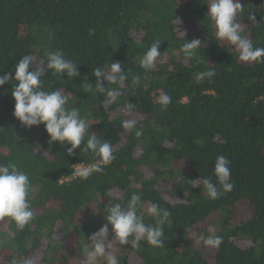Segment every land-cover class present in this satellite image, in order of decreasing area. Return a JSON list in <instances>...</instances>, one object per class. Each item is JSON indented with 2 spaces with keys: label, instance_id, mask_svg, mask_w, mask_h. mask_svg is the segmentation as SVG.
Here are the masks:
<instances>
[{
  "label": "trees",
  "instance_id": "trees-1",
  "mask_svg": "<svg viewBox=\"0 0 264 264\" xmlns=\"http://www.w3.org/2000/svg\"><path fill=\"white\" fill-rule=\"evenodd\" d=\"M207 3L0 0V75L24 55L46 63L47 53L62 49L79 74L69 80L49 70L42 78L44 88H64L72 95L69 106L78 107L90 124L81 149L96 135L108 140L115 156L102 173L87 180L75 176L78 166H90L97 158L79 148L68 155L69 145L48 143L42 124L22 126L12 115L10 92L16 82L0 86V163H16L29 175L34 211L23 230L9 218L0 220V264H87L84 245L106 223L102 209L113 203L126 206L133 192L145 202L146 224L155 223L146 212L149 201L171 216L164 225L163 248L146 241L138 248L117 245L119 264H264V63L241 62L233 46L216 39L205 17ZM241 3V34L264 47V0ZM176 19L186 40H201L197 53L202 62L179 51L185 41ZM155 40L161 41V57L145 72L140 60ZM114 62H120L128 79L119 85L122 95L109 103L95 91L91 73ZM208 69L217 75L196 83V73ZM133 76L140 77L139 86L132 85ZM84 80L93 85L91 91L81 85ZM162 93L172 98L163 110L157 103ZM127 103L135 106L130 112ZM125 120L135 121L131 131L122 127ZM218 155L230 160L234 187L230 192L219 188L213 200L190 181L210 176L217 183L213 166ZM241 202L252 211L236 221ZM205 223L223 238L219 248L202 243L200 237L211 234L202 228ZM94 264L107 262L98 257Z\"/></svg>",
  "mask_w": 264,
  "mask_h": 264
},
{
  "label": "clouds",
  "instance_id": "clouds-1",
  "mask_svg": "<svg viewBox=\"0 0 264 264\" xmlns=\"http://www.w3.org/2000/svg\"><path fill=\"white\" fill-rule=\"evenodd\" d=\"M243 10L241 0H208L205 17L214 26L216 39L227 41L233 46L241 62L264 63V47H255L251 40L241 34L243 29L240 17ZM247 18L251 22L256 21L253 14H249ZM175 23L185 41L179 51L185 58L195 59L197 63L202 62L197 53V50L202 48L201 40L198 38L186 40V33L179 27V20L176 19ZM92 34L94 33L90 30V35ZM160 43V40L153 41L141 58L140 66L145 72L154 69L158 58L161 57ZM49 70L52 71V75L60 78L66 75L69 80L79 74L77 63L66 58L63 50L59 49L47 53L46 63L44 60H37L32 54L24 55L9 72L0 75V86L7 85L9 81L16 82L10 92L14 100L12 115L22 126L29 128L42 124L49 137L48 143L69 145L66 148L68 155L79 148L83 152H91L97 158L90 166L79 167L75 172V176L87 180L94 173H102L103 166L115 159L112 145L108 140H101L96 135H91L81 149L90 124L81 116L78 107L69 106V97L72 95L65 92L64 88L45 90L42 78ZM91 75L95 78V91L103 94L109 103L122 95L119 85L128 79V73L122 70L120 62L95 67ZM216 75L214 69H208L196 73L194 79L196 83L211 81ZM131 82L133 86H139L140 77L133 76ZM106 84L117 85V87H107ZM81 85L86 91H91L93 87L87 80L86 82L84 80ZM171 100L172 98L166 93L157 97V103L162 110L168 107ZM125 107L130 112L135 106L127 103ZM134 126L133 120H125L122 123V127L129 131ZM135 135L141 136L142 131L137 130ZM213 175L217 183H213L210 176H198L190 181V185L192 188L202 185L207 196L213 200L219 198V188H222L224 192L232 191L234 185L231 182L230 160L226 156L218 155L215 158ZM30 192L31 182L26 172L20 170L16 163H0V220L9 218L20 230L29 225L34 220V211L29 199ZM144 203L141 194L133 192L126 206H122L121 203L104 206L102 211L106 223L91 234L84 245L87 264H94L98 257H104L107 264H119L118 259L107 251V248L113 246V242L116 245L131 244L136 248L140 246L141 241H146L148 245L155 248L165 246L164 225L169 222L171 213L149 201L146 212L155 223L146 224L145 214L141 211ZM109 232H111V240H108ZM210 233L206 237H200L202 243L211 248H219L223 238L215 235L211 230Z\"/></svg>",
  "mask_w": 264,
  "mask_h": 264
},
{
  "label": "rangeland",
  "instance_id": "rangeland-1",
  "mask_svg": "<svg viewBox=\"0 0 264 264\" xmlns=\"http://www.w3.org/2000/svg\"><path fill=\"white\" fill-rule=\"evenodd\" d=\"M246 63H249V62H246ZM78 168H79V166L76 168V171H77ZM94 210H95V208H94ZM251 211H252V206L249 203H247V202H241V203L238 204V208L236 210V214H235L234 219H236V221H239V220H242V219L243 220L244 219H247L249 217ZM96 216H97V212H96L95 217ZM202 228L203 229H206V230H211V227H210L209 223H205L202 226ZM193 234H195V233H193ZM194 238L197 239L198 236L197 235H194ZM108 240H111V236H108ZM198 247L200 248V246H198ZM116 248H117V245L113 242V246L107 248V251L109 253L115 255L116 252H117V249Z\"/></svg>",
  "mask_w": 264,
  "mask_h": 264
}]
</instances>
